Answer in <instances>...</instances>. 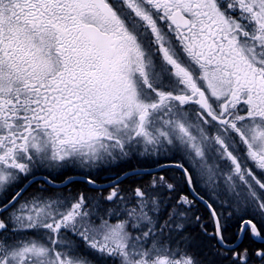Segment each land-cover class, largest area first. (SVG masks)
I'll list each match as a JSON object with an SVG mask.
<instances>
[{
	"label": "snow or ice",
	"instance_id": "obj_1",
	"mask_svg": "<svg viewBox=\"0 0 264 264\" xmlns=\"http://www.w3.org/2000/svg\"><path fill=\"white\" fill-rule=\"evenodd\" d=\"M0 264H264V0H0Z\"/></svg>",
	"mask_w": 264,
	"mask_h": 264
}]
</instances>
